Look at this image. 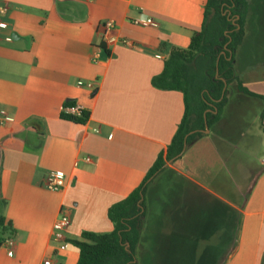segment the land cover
<instances>
[{
    "label": "crops",
    "instance_id": "1",
    "mask_svg": "<svg viewBox=\"0 0 264 264\" xmlns=\"http://www.w3.org/2000/svg\"><path fill=\"white\" fill-rule=\"evenodd\" d=\"M206 3L0 0L12 26L0 30V113L8 118L0 120V264H78L74 242L113 232L109 210L144 184L184 118V96L152 82L170 48L190 47ZM107 22L116 27L105 40ZM241 49L237 77L264 99V84L239 76ZM250 99L264 104L229 95L217 124L229 113L226 133L192 143L150 180L139 264H197L200 245L215 240L212 264H264V111L256 132L244 130ZM70 102L89 114L87 124L62 119ZM52 172L66 178L61 193L44 188ZM62 215L71 220L65 252L53 241Z\"/></svg>",
    "mask_w": 264,
    "mask_h": 264
},
{
    "label": "trees",
    "instance_id": "2",
    "mask_svg": "<svg viewBox=\"0 0 264 264\" xmlns=\"http://www.w3.org/2000/svg\"><path fill=\"white\" fill-rule=\"evenodd\" d=\"M250 12V0H207L203 27L194 34L190 47L169 49L164 70L154 78L152 85L159 91L178 92L184 96V118L167 152L159 156L144 184L109 210L113 232L83 234L81 242L72 244L79 252L78 264H139L137 251L144 231L145 198L150 180L162 174L167 163L181 161L178 157L187 137V147L205 137L202 134L206 130L205 117L210 130L220 122L230 87L235 86L237 92L246 97L264 100L244 86L235 69L236 55L246 38ZM162 48L167 49V46ZM100 49L109 56L104 44ZM74 105L70 102L64 108ZM62 119L85 125L89 114L85 112L81 119L62 114Z\"/></svg>",
    "mask_w": 264,
    "mask_h": 264
},
{
    "label": "rangeland",
    "instance_id": "3",
    "mask_svg": "<svg viewBox=\"0 0 264 264\" xmlns=\"http://www.w3.org/2000/svg\"><path fill=\"white\" fill-rule=\"evenodd\" d=\"M250 3L251 12L246 23V38L241 47L242 49L239 52L240 55L238 54V72L239 76L244 79V81L260 82L264 84V0H250ZM255 57L259 58V65H256L255 60L257 58ZM242 61L244 63H241ZM231 94H235V96L238 94L235 86L229 88V95ZM250 100V102H252L251 105L245 109V123L249 125V128L243 126V129H253L256 132V115H258V111H261V113L264 111V104L259 100ZM228 114H224V123L216 125L210 130L209 136H211V138H213V135L216 133H226L225 129L227 128V123L225 122L228 119ZM260 155V153H257L258 160L261 162L263 158H261L262 155ZM259 161L258 163H260ZM249 164L253 166L251 161ZM235 176L236 175L233 174V177ZM234 182H237V185L239 186L238 180L235 179ZM215 242L216 240L212 243L207 242L200 245L199 255H201L202 259H198L197 264H212L213 261L211 260V256L208 257V255L212 254ZM170 263L175 264L176 262ZM187 263L188 262H184V264ZM216 264H218V262H216Z\"/></svg>",
    "mask_w": 264,
    "mask_h": 264
},
{
    "label": "built area",
    "instance_id": "4",
    "mask_svg": "<svg viewBox=\"0 0 264 264\" xmlns=\"http://www.w3.org/2000/svg\"><path fill=\"white\" fill-rule=\"evenodd\" d=\"M9 14V7L7 5H0V30H7L11 28V24L4 22V19ZM133 25L136 27H150L153 25L152 20H147L145 23L141 22L140 20H136L133 22ZM115 24L113 22H107L102 26V37L105 40H108L110 35L115 31ZM124 45L130 46L128 42H123ZM98 58H94V61L97 62ZM93 88L92 85L89 86L91 90ZM85 113L84 109L75 104L72 107L64 108L63 114L76 119H81L83 114ZM7 116L5 114L0 113V120L5 122L7 120ZM98 134L99 132L96 131ZM87 163H91L90 159H86ZM67 187V181L63 174L52 172L50 173L44 183V188L51 193L58 194L63 192ZM71 226V220L68 216L62 215L58 221L54 225V232H53V241L58 245V249L61 252H65L68 248V243L66 239V234ZM5 247L8 249V255H12V249L14 247V240L8 239L5 241ZM44 264H53L51 260H47Z\"/></svg>",
    "mask_w": 264,
    "mask_h": 264
},
{
    "label": "water",
    "instance_id": "5",
    "mask_svg": "<svg viewBox=\"0 0 264 264\" xmlns=\"http://www.w3.org/2000/svg\"><path fill=\"white\" fill-rule=\"evenodd\" d=\"M238 30H240L239 27H238ZM226 88H227V86H226ZM205 125H206V130L204 132H202V134L207 136V135L210 134V129H209L208 125H207L206 117H205ZM193 134H196V133H193ZM193 134H191V135H193ZM187 139H188V137L185 140L184 150H183L182 154L178 157V159L182 158L184 156L186 150H187Z\"/></svg>",
    "mask_w": 264,
    "mask_h": 264
}]
</instances>
